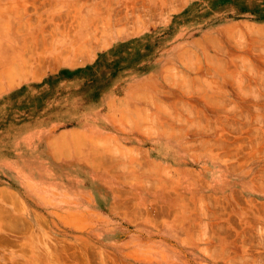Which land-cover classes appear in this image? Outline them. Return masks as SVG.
<instances>
[{"label":"rangeland","instance_id":"1","mask_svg":"<svg viewBox=\"0 0 264 264\" xmlns=\"http://www.w3.org/2000/svg\"><path fill=\"white\" fill-rule=\"evenodd\" d=\"M0 160V264H264V0H0Z\"/></svg>","mask_w":264,"mask_h":264},{"label":"crops","instance_id":"2","mask_svg":"<svg viewBox=\"0 0 264 264\" xmlns=\"http://www.w3.org/2000/svg\"><path fill=\"white\" fill-rule=\"evenodd\" d=\"M25 134H27V135L23 139L18 140V143L16 145L17 149L19 150L18 154L15 155V156H17L16 159H10L9 160V159H6V157H2V158H5L6 160L11 161L13 163V165L14 164L18 165V161L17 160L19 158H21V161L23 163H25V164H28L30 162V159H31L30 157H32L33 153L35 152L34 151L35 150V145H34V142H33L34 141V137L33 138L31 137V136H34L33 135L34 133L26 130ZM25 134H23V135H25ZM82 134L83 133H81L79 131H65V132H62L61 133V146H62L61 149L64 150L65 149L64 147H66V150L68 151L69 146H70V148L72 150H74V149L77 150V145H76L77 142H76V144L73 145V144H71L72 142H69V141H71L73 139L78 140L79 137ZM72 135H75L76 138L72 137ZM63 140H66V142H67L66 145H64V142H62ZM44 146H45L44 148L46 149L47 145H46L45 142H44ZM2 155H3V153H2ZM75 160H76V162L78 161L77 159H75ZM0 162H2V161L0 160ZM23 163H20V164H23ZM76 210L80 211L79 208H77Z\"/></svg>","mask_w":264,"mask_h":264}]
</instances>
